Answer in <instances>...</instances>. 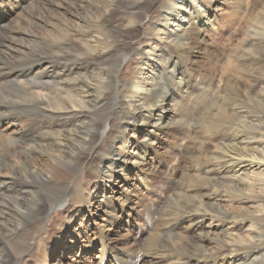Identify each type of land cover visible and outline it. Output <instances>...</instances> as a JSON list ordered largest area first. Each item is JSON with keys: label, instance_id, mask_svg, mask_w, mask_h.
I'll list each match as a JSON object with an SVG mask.
<instances>
[{"label": "bare ground", "instance_id": "obj_1", "mask_svg": "<svg viewBox=\"0 0 264 264\" xmlns=\"http://www.w3.org/2000/svg\"><path fill=\"white\" fill-rule=\"evenodd\" d=\"M25 1L0 0V90L14 85L25 95L18 114L13 100L0 102V264H49L36 246L60 225L53 212L66 213L46 247L56 253L75 221L95 215L94 205L105 216L96 264L108 263L107 252L130 264L104 236L120 220L106 191L118 177L143 173L174 107L200 84L189 67L196 47L188 26L215 29L221 0H71L60 4L56 24L35 12L5 24ZM253 8L236 75L224 89L202 91L213 95L195 174L177 183L176 204L144 254L157 264H264V1ZM47 42L39 55L35 45ZM35 55L27 69L22 60ZM226 203L233 207L224 210ZM206 219L219 221L214 239L202 233Z\"/></svg>", "mask_w": 264, "mask_h": 264}, {"label": "rangeland", "instance_id": "obj_2", "mask_svg": "<svg viewBox=\"0 0 264 264\" xmlns=\"http://www.w3.org/2000/svg\"><path fill=\"white\" fill-rule=\"evenodd\" d=\"M47 1L50 4L47 3L40 9L37 7L39 0L25 1L5 24L8 22H14L13 24H15L22 21L24 17L29 19L32 12H35V18L42 23L56 24L62 15L60 4L66 6L71 0ZM263 1L221 0L215 29L203 30L198 24L194 28L188 26L196 47L191 52L194 57L192 59L193 63L189 67L191 68V75L200 84L195 89L193 88L190 94L187 95V98L190 97L180 104L181 109L178 106L174 107L159 135V143H150L153 151L148 164L139 169H142L143 173L141 171L139 173L138 171H131L127 176V181L124 180L123 182L118 177L119 183L112 187L109 186L106 191L111 198L113 212L115 216L120 217V220L118 223L115 222L111 228L109 227L111 231H106L104 236L109 248L120 250L123 254L128 255L130 264H157L154 258L144 254L151 249L149 248L150 240L161 234L162 225L166 223V216L170 215L169 212H172L169 206H175L176 204V202L174 204V196L177 183L185 181L188 176L195 174L192 172V167L197 162L199 153V143L196 139L199 137L202 139L203 137V131L200 130L206 125L203 121L211 107L213 95L205 96L202 91L209 84H212L217 91L229 86V81L236 75L233 65L234 58L245 48L246 31L250 24L252 12L255 13L253 7L256 6L257 8ZM28 30L33 34L43 35L39 29L28 28ZM47 48H49L48 42L45 45L36 44L34 47L36 51L39 50V55ZM37 56L25 58V60H22L23 65L27 66L28 69L31 66V61ZM12 86L7 92L0 90V102L2 100L4 102L10 99L13 100L14 104L10 103L8 105H10L12 112L18 114L23 111L22 106L18 104L19 100L25 99V95L19 88ZM9 95L10 97L6 99ZM131 151H134V148ZM95 156L93 164L96 166L99 162V155ZM84 160V162H87L88 158ZM138 175H143L142 178L145 181L143 179L142 181H144L143 185L145 186L141 184ZM127 182H129V185H126ZM101 196L102 194H100L98 201L102 199ZM123 196L128 197L129 200V203L124 207L121 202ZM224 206V210H230V207H233L229 203L224 204ZM96 207L97 205H94L93 212L95 215L92 218L85 214L82 226L79 225V221H75L74 228L70 232L67 231L61 239L57 252L51 253L47 251L46 247L54 241L52 235H58L59 231L64 230L66 226V213H63L61 209L55 210L53 212L54 221L60 225L56 227L52 224L50 236L37 243L36 247H39V254H37L46 255L49 258V264H58L56 259H59L62 253V257L60 256L62 258L61 263L59 264H96L100 256L104 254V251L101 250L102 247L99 246L96 229L103 224L102 220L105 218L104 213H102L104 209L97 210ZM42 214L44 217L45 213ZM218 224L219 221L206 219L204 224L201 225L204 237L214 239L217 229L215 226ZM109 228H107L108 231ZM174 232L177 233L176 235H183L185 232L184 225L176 228ZM90 240L95 242L93 248L89 243ZM71 241L74 244L67 245ZM80 247L90 249L88 252L81 253L79 252ZM65 248H67V251H64ZM111 256L112 254L107 252V264H118ZM26 260L27 264H33L31 260ZM16 262L13 263L16 264ZM17 263L19 264V262Z\"/></svg>", "mask_w": 264, "mask_h": 264}]
</instances>
